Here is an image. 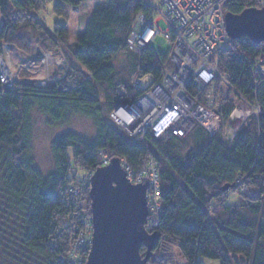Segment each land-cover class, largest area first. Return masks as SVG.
Listing matches in <instances>:
<instances>
[{
  "label": "trees",
  "instance_id": "obj_1",
  "mask_svg": "<svg viewBox=\"0 0 264 264\" xmlns=\"http://www.w3.org/2000/svg\"><path fill=\"white\" fill-rule=\"evenodd\" d=\"M57 1L56 12L64 14L66 6L77 8L86 0ZM44 3L0 0L6 20L0 25V47L3 41L15 45L30 59L31 50L22 42L23 30L30 29L45 43L58 40L70 52L68 58L61 51L63 76L45 85L22 78L5 88L0 82V264H69L76 215L92 213L90 185L79 196L69 195L67 189L103 167L104 151L111 159L126 161L132 170L146 167L151 158L158 166L162 212L150 221V230L161 239L150 264H203V259L264 264V78L252 71L264 56V42L235 39L215 59L222 75L263 108L260 119L249 120L235 139L211 136L201 126L185 137L156 138L148 132L144 139H133L113 120L115 104L142 94L133 83L136 75L160 81L168 60L151 46L139 53L127 44L142 0H106L73 45L65 25L52 31L38 18L13 16L14 10H39ZM249 7L262 8L264 0H230L227 10L238 14ZM121 54L127 59L118 69L113 61ZM189 92L206 103L205 92ZM212 97L214 110L228 121L233 103L220 89ZM36 109L55 122L82 115L96 127L93 138L69 131L53 140L56 172L48 176L31 157ZM77 165L85 170L82 176L72 169ZM239 179L249 180L263 195L228 205V191ZM146 252L142 247V254Z\"/></svg>",
  "mask_w": 264,
  "mask_h": 264
},
{
  "label": "built area",
  "instance_id": "obj_2",
  "mask_svg": "<svg viewBox=\"0 0 264 264\" xmlns=\"http://www.w3.org/2000/svg\"><path fill=\"white\" fill-rule=\"evenodd\" d=\"M143 8L134 17L127 38V44L135 51L142 52L150 47L158 35H163L173 43L171 55L163 68L160 81L151 76L134 77L135 87L142 94L127 103H116L112 112L115 123L133 139H144L148 132L154 137L161 138L169 134L185 137L195 127L201 126L211 136H217L222 123L238 122L232 134L227 139H235L244 128L245 121L260 119L263 114L261 103L238 91L218 69L215 59L229 47L235 39L229 34L226 25L227 7L230 0H142ZM164 19L168 28L162 31L158 20ZM9 49V45L7 46ZM43 54V53H42ZM37 54L29 62L30 76L36 78L35 68L48 63L51 57ZM21 66V67H22ZM43 66V65H41ZM253 74L264 78V56L253 65ZM17 75H13L11 67L6 62L3 52H0V82L5 88L14 87ZM45 85V82H39ZM189 88L205 92L206 103L199 102L189 92ZM233 103V110L228 121L214 110V97L218 90ZM119 105V106H118ZM245 121L240 123V120ZM103 166L111 163L112 159L104 151ZM123 167L133 184L149 182L147 200L149 219L158 217L162 212L161 180L158 166L149 159L148 165L139 170H132L122 159ZM94 172L85 174L82 183L76 187H68L69 195L79 196L84 187L90 185ZM237 190V192H235ZM258 196L260 190L251 185L249 180L239 179L230 188L228 195ZM75 224V241L68 255L69 264H86L92 247L94 226L92 216L78 213Z\"/></svg>",
  "mask_w": 264,
  "mask_h": 264
},
{
  "label": "water",
  "instance_id": "obj_3",
  "mask_svg": "<svg viewBox=\"0 0 264 264\" xmlns=\"http://www.w3.org/2000/svg\"><path fill=\"white\" fill-rule=\"evenodd\" d=\"M226 25L234 39L248 37L262 43L264 7H249L238 14L228 12ZM90 186L94 234L86 264H149L161 239V234L147 229L149 182L131 183L120 158H113L94 172ZM142 247L147 249L144 255Z\"/></svg>",
  "mask_w": 264,
  "mask_h": 264
},
{
  "label": "rangeland",
  "instance_id": "obj_4",
  "mask_svg": "<svg viewBox=\"0 0 264 264\" xmlns=\"http://www.w3.org/2000/svg\"><path fill=\"white\" fill-rule=\"evenodd\" d=\"M57 0H46V4L44 3L39 10H26L24 12L18 13L16 10L13 12L14 14L20 15L22 19L27 18H38L41 22L45 23L46 26L52 31L55 30L56 26L65 25L69 30V44L73 45L77 38L83 33V26H85V22H87L94 11L98 8L105 6L106 0H86L77 8L66 6L64 8V14H58L55 10V6L57 4ZM5 18L0 14V25L2 26L5 23ZM158 25L161 27L162 31H165L168 28V24L164 19L158 20ZM0 26V27H1ZM52 33V32H51ZM23 43L29 47L31 52L27 53L28 58H32L37 54L38 49L40 53L47 55L53 59L48 63L41 64L40 68L44 70L42 74H36V78L28 76L27 79L36 81V82H50L54 81L56 76L61 75L65 72V69H62V65L65 64L64 58L62 56V52H65L70 57V52L60 41H57L55 44L45 43L38 35L35 34L34 31L30 29H25L22 32ZM10 45L3 41V45L0 47V52H3V55L6 57V62L11 67L13 75H17L19 71H21V61L19 62L11 55L16 49L14 47L13 50H8L7 46ZM15 46V45H14ZM151 48L157 53H161L163 55H171L173 50V43L165 38L163 35H158L152 42ZM50 51V52H49ZM11 52V53H10ZM18 54H20L19 49L17 48ZM12 53V54H13ZM20 56H24V54H20ZM26 57V56H24ZM126 55L121 54L113 63L121 68L122 64L126 60ZM33 73L32 71H30ZM23 76V75H21ZM18 80V79H17ZM112 116V115H111ZM33 121H34V136L32 142V150L31 157L34 161L36 167H38L45 175H52L56 172V163L55 156L52 149L53 140L63 135L69 131H74L76 133L81 134L82 136L93 138L96 135V127L91 119L86 118L82 115H73L68 120H63L59 122L51 121L47 116L41 114L37 109L33 112ZM245 121V119L240 120V123ZM249 121H245L244 125H246ZM235 125H239L238 122L234 123ZM235 125L230 123V126L226 123H222L221 127L218 130L217 136L221 137L222 140L227 139V135L230 132L235 130ZM72 153V152H71ZM121 163L122 162V159ZM74 165L76 163L74 162ZM123 166V164H122ZM104 167V166H103ZM81 168L80 166H72V169L77 170ZM124 168V167H123ZM125 169V168H124ZM71 170V167H70ZM79 175L82 176L85 174L84 169L78 170ZM94 174V173H93ZM128 177V176H127ZM129 179V178H128ZM138 185V184H137ZM251 185L255 186L251 183ZM258 188L257 186H255ZM91 188V186H90ZM259 189V188H258ZM237 192V190H235ZM263 195L262 191H260V195ZM258 195V196H260ZM246 196H240L239 194H233L229 196L227 204L228 205H239L246 202ZM149 210V209H148ZM92 216V214H91ZM149 224L147 225V229L150 230V219L148 216ZM75 241V240H74ZM74 243V242H73ZM73 245V244H72ZM91 251V250H90ZM90 254V253H89ZM89 257V255H88ZM88 260V258H87ZM203 264H221L218 260L211 259H203ZM87 263V261H86ZM150 264V263H149Z\"/></svg>",
  "mask_w": 264,
  "mask_h": 264
},
{
  "label": "bare ground",
  "instance_id": "obj_5",
  "mask_svg": "<svg viewBox=\"0 0 264 264\" xmlns=\"http://www.w3.org/2000/svg\"><path fill=\"white\" fill-rule=\"evenodd\" d=\"M41 55H43L42 53H40ZM40 55V56H41ZM24 65L21 67V71H19L18 73H17V79H19V75H24V74H26V75H29L30 74V70H31V68H30V66H29V63H23ZM63 66V65H62ZM62 69H64V66L62 67ZM35 70H36V72H34V74H42L43 73V71L42 70H44L43 68H40V67H36L35 68ZM60 77L61 76H63V73L61 74V75H59ZM123 130L125 131V132H127V128H124L123 127ZM150 186V185H149ZM149 186H148V188H149ZM148 190V189H147Z\"/></svg>",
  "mask_w": 264,
  "mask_h": 264
},
{
  "label": "crops",
  "instance_id": "obj_6",
  "mask_svg": "<svg viewBox=\"0 0 264 264\" xmlns=\"http://www.w3.org/2000/svg\"><path fill=\"white\" fill-rule=\"evenodd\" d=\"M75 8H76V7H75ZM83 31H84V28H83ZM14 47H15V49H16V52H15V51H14V53L12 52L13 54H12L11 52H10V53H11V55L13 56V59H14V57H15L16 59L19 60V62L21 61V63H22V62H29V61H31V60L34 58V56L37 55V54H36V55H34L32 58H30V59L27 60V57H24V56L22 57V56H20V54H18V52H17V47H16V46L11 45V44L9 45V49H10V50H13ZM12 48H13V49H12ZM9 49H8V50H9ZM10 50H9V51H10ZM22 75H23V74H22ZM28 76H30V75H26V74H24L23 76L19 75V79H22V78H23V79H27Z\"/></svg>",
  "mask_w": 264,
  "mask_h": 264
}]
</instances>
